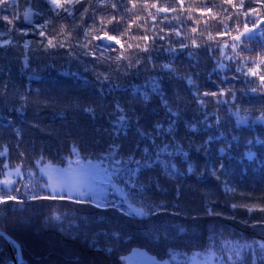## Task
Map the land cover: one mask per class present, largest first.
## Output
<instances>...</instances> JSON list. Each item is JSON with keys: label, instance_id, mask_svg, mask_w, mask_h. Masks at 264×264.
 I'll return each instance as SVG.
<instances>
[{"label": "trees", "instance_id": "trees-1", "mask_svg": "<svg viewBox=\"0 0 264 264\" xmlns=\"http://www.w3.org/2000/svg\"><path fill=\"white\" fill-rule=\"evenodd\" d=\"M249 1V0H248ZM15 8L9 5L12 15L19 16L20 20L15 23L17 26L23 24L28 29L30 25L24 20V14L28 8H33L26 0H14ZM82 3L85 0H81ZM254 2V1H253ZM87 3L95 6L88 8V14L83 17L73 19L67 13L62 16L67 19L52 20L47 23L43 29L46 35L54 37L53 42L57 41L75 45L76 33L73 31V24L82 28L84 21L88 19L89 14L95 13L97 21L100 17L104 18V24L99 22L92 25L93 29L103 28L107 30L109 35H114L124 45L113 44L115 51L110 54L115 57L118 52H123L135 61L139 52L136 45L144 47L147 45L152 48V37L163 35L164 41L161 43L166 46L176 45V42L183 41L185 44L191 45V41L195 40L200 48H192L193 53H197L193 58L180 56L179 63L175 65L180 69V75H193L191 71L185 73L183 69L189 67V63L196 65L195 72L198 74V82L202 83L206 90H215V83H219V78L213 68L217 62H223L225 65L234 66L236 61L225 59L226 56H233L231 50L232 36L236 35V24L239 23L240 31H243V25L248 23L252 27V20H256V16L264 15L256 12V15L249 14L248 17L243 16V10L239 6L238 0H221L219 6H216L215 0H87ZM112 3L117 4V8L107 7ZM235 4L237 7H233ZM48 7H52L49 5ZM79 7V5H76ZM160 8H168V11H159ZM256 9L255 7H253ZM29 10V9H28ZM246 11V10H245ZM8 14V13H0ZM54 15V13H53ZM116 16V20L112 23L107 21L112 16ZM11 18V17H10ZM38 17L36 20H39ZM119 21V24H117ZM6 24V22H3ZM55 25V28H53ZM259 28H264V23H258ZM116 28V31H113ZM195 29V31H193ZM163 30V31H161ZM35 31H40L37 27ZM63 31V35L57 33ZM68 32H72V37L67 36ZM179 32L180 35L175 33ZM97 34L95 31L91 35ZM91 35L88 37L91 39ZM148 36L149 40L141 39ZM211 37V39H209ZM5 39L11 40L10 50H14L12 55H6L3 49H0V68H15V72L11 73L16 79L12 82L20 87L21 84L30 88L33 93L39 91L53 99L51 107H42L40 109H28L21 117L12 107L9 106L8 111H4L0 107V151H3V145H9L8 152L4 156H0V179L6 176L8 170L20 167L24 176L16 181L22 183L28 179L27 172L35 171L37 165H34L35 159L42 155L44 157L40 164H49L52 166L65 167L69 161L77 156L71 155V146L73 144L83 145L87 151H81L79 158L87 162L84 157L92 159L96 154L101 153L103 146L109 141L110 137L107 130L111 128L109 123L111 117L108 115L98 116L95 119L89 114L80 111L75 107L77 101L84 100L89 96H96L98 88L94 86V77L92 73L84 71V63L89 68L92 67L88 63L93 58H84V63H79L68 56L53 57L48 59L46 63H40L34 59L39 52H34L33 44L25 48L27 41L45 40V37L36 36L33 31H29L27 36H20L15 30L7 36L0 35V42ZM259 39V38H258ZM93 43L99 44L100 41ZM227 44L229 47H224ZM129 45L132 47L130 48ZM210 46L208 51H204ZM255 49L253 52H245L243 56L257 57L264 55L262 45L253 43L250 45ZM43 47V46H41ZM59 52L66 53L69 49H57ZM49 51H53L49 49ZM181 51L187 52L188 49ZM16 57H20L17 59ZM25 58L31 64L32 71L27 69L21 73V65L25 63ZM165 61H161L163 63ZM39 67L37 68V64ZM121 63H124L122 61ZM248 67H253L251 61ZM246 70V69H245ZM219 71V70H218ZM9 72H0V79L7 82ZM225 71H219L222 77ZM241 75L234 72H227L229 78L232 75ZM258 74L264 75V64L258 69ZM35 75L38 78L29 80V76ZM242 79L254 80L259 84L258 77H243ZM88 84H85V81ZM135 84H145L144 76L134 77L131 81ZM168 94L173 91L180 93V96L189 104H192L191 97L187 91L185 82L174 79L170 83L166 82ZM228 87H243L239 81H231ZM256 94L249 93L244 97L245 103L243 107H252L247 101ZM110 100V97H107ZM205 101L212 99L204 97ZM221 99H227L222 97ZM103 103V101H101ZM152 106L160 111L158 100L152 102ZM195 108L196 105L193 104ZM256 107H260L259 104ZM209 108H213L220 119L226 121L225 126L219 129L224 132L232 147L229 150L230 160H226L230 173L227 177L234 185L238 193L243 192L251 196L264 197V144L248 145V140L255 141L256 138L264 140V123L251 121L248 125L240 127L235 126V117H231L226 112V106L216 107L209 104ZM259 115V113H256ZM200 115V113H197ZM192 117V112H187L186 119ZM23 119V127L25 136L23 147L19 151H25L26 155L21 159L18 150L14 146L17 143L16 137L9 134L10 124L15 123L20 126ZM155 119V118H153ZM208 122L214 124L213 113L208 115ZM143 123V122H142ZM151 128L149 127V131ZM178 131L183 134L184 129ZM214 130H210L211 134ZM219 132H215L219 135ZM237 137V140L231 141V137ZM139 138L135 135L134 127L129 130L127 138L121 136V141L125 150L129 148L133 140ZM94 141L96 143H94ZM144 143V142H141ZM224 146V141H216L212 145V152L215 154L218 147ZM251 149L256 153L254 161L243 160L244 152ZM191 157L202 161L203 157L195 151L190 153ZM179 160V158H177ZM93 162H95L93 160ZM7 165V167H3ZM34 165V167H33ZM160 183L163 187L169 189V197L164 198L155 190L149 192L148 195L154 199H170L171 184L166 179L161 178ZM184 185L183 197L180 203L184 206L186 212L181 216H172L170 213L173 209H169V214H162L158 217L165 225H173L175 231L178 227H183L184 232L169 236L166 239L151 241L146 236L144 223L136 218L122 215L119 211L108 210L106 212L95 209L86 205H77L69 201L47 200V201H28L24 205H17L15 202L9 201L7 206L0 205V230L11 236L20 246L23 256L22 264H125L123 257L129 254L133 249L140 248L147 251L152 256L160 260L169 259L178 255L189 256L195 252H206L209 248L215 249L221 255L227 254L228 243L237 240L243 242L247 240L251 242L253 239H264L260 233V229L247 226L240 221L244 219V211L233 210L229 205L232 202L239 203V200L230 199L232 193H228L226 198L224 187L214 179L208 178L206 181L197 182L195 177H186L181 181ZM115 199V197H113ZM211 200L217 211L223 212V216H206L203 212L202 205ZM117 202H119L117 200ZM249 203L252 201L249 200ZM259 201H257L258 203ZM127 207V206H125ZM191 211V215L187 211ZM70 212L77 217L75 223L80 226L78 231L76 227L69 228L72 216H69L63 222L52 220L54 213ZM236 214L237 218L230 217ZM253 215V213H249ZM103 218L104 222H99ZM97 222L89 223L84 226L83 220H93ZM101 231H119L122 240L115 243L106 241L104 236H99V243L95 246L92 244V238ZM105 248H112V251H105ZM17 255V249L11 247L3 237H0V264L14 263V256Z\"/></svg>", "mask_w": 264, "mask_h": 264}, {"label": "snow or ice", "instance_id": "snow-or-ice-1", "mask_svg": "<svg viewBox=\"0 0 264 264\" xmlns=\"http://www.w3.org/2000/svg\"><path fill=\"white\" fill-rule=\"evenodd\" d=\"M33 8H36L35 13L39 20H33L28 12L24 14V20L30 25L26 29L23 24L17 26L15 23L20 20L19 16L12 15L9 5L15 8L14 0H0V35L7 36L13 30L20 36H27L29 31H33L36 36L45 37V40L27 41L24 47H29L33 44L34 52H39L34 59L40 63H46L48 59L53 57L63 58L68 56L79 63H84V58L92 57L88 63L92 64L89 68L84 63V71L91 72L94 77V86L98 88L96 96L86 97L84 100L77 101L75 107L80 111L87 113L91 118L95 119L98 116L108 115L111 117L109 123L111 128L107 130L109 141L103 146L101 153L96 154L92 159L84 157L87 160L90 171L89 175L99 176L101 179L85 182L79 179L55 181L49 183L45 180L41 183V173L46 174V168L28 171L26 181L13 185L11 180L0 181V184L8 187H0V205L7 206L9 201L15 202L17 205H24L28 201H47L60 200L69 201L77 205H86L94 207L100 211L116 210L122 215L136 218L144 223L146 236L151 241H158L184 232L183 227H178L173 231V225H165L158 217L162 214H169V209H173L170 213L172 216L184 215L186 210L180 203L183 197L184 185L181 181L186 177H195L197 182L206 181L208 178L214 179L224 187V193L228 198V193H232L233 201L240 202L230 203L233 210H245L244 219L240 222L252 228L260 229V233L264 236V197L251 196L239 192L237 188L227 179L230 169L226 160H230L229 150L232 143L224 132H219V129L225 126L226 121L220 119L213 108H209V104L215 105L217 108L226 106V112L231 117H235V126L248 125L251 121L264 123V75L258 74V69L261 64H264V55L253 57L243 56L245 52L255 51L250 45L260 43L262 51H264V28L258 27L257 20H252V27L245 22L243 31H240L239 23L236 24L237 34L232 36L231 50L233 56H226L225 59L236 61L235 65H225L223 62H217L213 68L219 78V83H215V90H206L202 83L198 82V74L195 72L196 65L189 63L187 69H183L185 73L191 71L193 75H180L181 65L178 69L175 65L179 63L180 56L193 58L197 53H193L192 48H200V45L195 40L191 41V45L185 44L183 41L176 42V45L166 46L161 43L165 40L163 35L152 37L151 50L147 45L141 47L136 45L143 56L137 53V59L125 56L123 52L113 57L110 51H115L114 42L123 48L124 45L114 35H109L107 30L103 28L93 29L92 25L99 22L104 24V18L100 17L97 21L95 13L89 14L88 19L84 21V26L73 24V31L76 33L75 45L70 40L68 43L57 41L53 42L52 35H46L43 30L47 23L52 20L67 19L62 16V13H67L73 16V19L80 18L88 14L89 7H95L85 0H26ZM51 5L52 7H48ZM79 5V7H76ZM233 7L237 5L233 4ZM107 7L115 9L116 3L107 5ZM243 8L244 5L238 6ZM249 9L253 15H256L255 9L252 7L251 0ZM159 11H168V8H160ZM54 13V15H53ZM244 17L249 16V11L243 12ZM11 17V18H10ZM116 20V16H112L107 22L110 24ZM3 22H6L3 23ZM264 23V19H261ZM119 24V21H117ZM40 31H35L36 28ZM55 28V25H53ZM113 28V31H116ZM95 31L97 34L91 35ZM163 31V30H161ZM195 31V29H193ZM63 31L57 35H63ZM180 35L179 32L175 33ZM91 35V39L88 37ZM67 36L72 37V32H68ZM259 38V39H258ZM141 39L147 41L148 36H143ZM211 39V37H209ZM100 41L99 44L93 43ZM11 40L5 39L0 42V49H3L6 55H12L14 50H10ZM43 46V47H41ZM68 48L69 51L61 53L57 49ZM131 48L132 46L129 45ZM224 47H229L227 44ZM52 49L53 51H49ZM188 49L187 52L181 51ZM210 46L204 51H208ZM19 59L20 57H16ZM124 61V63H121ZM161 61H165L161 63ZM251 61L253 67H248V62ZM39 63L37 64V68ZM27 69L32 71L31 64L25 58V63L21 65V73ZM246 69V70H245ZM225 71V74L220 77L219 71ZM9 72L7 82L0 79V107L4 111H8L9 106L12 110L23 117V114L28 109H40L42 107H51L53 99L39 91L33 93L30 88L23 84L17 87L12 81L16 79L11 73L15 72V68L3 69L0 72ZM242 74L243 77H258L259 84L254 80L242 79L241 75H232L231 78L227 72ZM144 76L145 84L132 83L134 77ZM38 78L35 75L29 76L32 80ZM178 79L186 83L187 91L191 97L192 104L186 102L177 91L168 94L167 84L172 80ZM231 81H239L243 87L227 85ZM88 84V81H85ZM249 93L256 94L249 98L248 104L252 107H243L244 97ZM110 97V100L107 99ZM204 97L212 99L205 101ZM227 97V99H221ZM158 100L160 111H157L152 106V102ZM103 101V103H101ZM193 104L196 107H193ZM259 104L260 107H256ZM192 112V117L186 119L187 112ZM213 113L215 123L208 122L209 113ZM200 113V115H197ZM256 113H259L257 115ZM155 118V119H153ZM143 122V123H142ZM10 124L9 134L17 139L14 145L18 150V155L23 159L26 155L25 151H19L23 147L25 130L23 127V119L20 126L15 123ZM134 127L135 135L138 140H133L127 150L124 149L121 141V136L127 138L129 130ZM149 127L151 130L149 131ZM183 128L181 134L178 129ZM210 130H214L209 134ZM215 132H219L216 135ZM3 137L0 136V140ZM237 140V137L232 136L231 141ZM216 141H224V146L218 147L217 152H212V145ZM144 142V143H141ZM264 144V140L256 138L255 141L248 140L247 144L252 145ZM94 143H96L94 141ZM9 145H3V151H0V156H4L8 152ZM87 151L83 145L73 144L71 146V155L78 157L77 164H80V152ZM195 151L203 157L202 161H198L191 157L190 153ZM179 158V160L177 159ZM44 157L38 156L34 165L40 164ZM256 159V153L251 149L244 152L241 162L247 160L249 162ZM93 160L95 163H93ZM69 163H71L69 161ZM33 165V167H34ZM264 166V164H262ZM7 167V165H3ZM61 171H64L61 169ZM68 171H72L70 168ZM18 176L23 175L20 172V167L16 168ZM75 174V173H74ZM81 174H83L81 172ZM37 179L34 181L33 176ZM161 178L166 179L171 184L170 199H154L148 193L155 190L161 197H169V189L161 185ZM49 180H52L49 177ZM115 197V199L113 198ZM117 200L119 202H117ZM252 202L249 203L248 201ZM257 201H259L257 203ZM127 206V207H125ZM204 215L206 216H223L224 213L217 211L211 200L202 205ZM253 213V215H249ZM187 214L190 216L191 211ZM69 216H72V221L69 228L76 227L80 230V226L75 223L77 217L70 212L54 213L52 220L63 222ZM231 219H236V214H233ZM97 222L95 219L83 220L84 226L89 223ZM99 222L103 223V218ZM99 236H104L106 241L115 243L122 240V235L119 231H101L92 238V244L95 246L99 243ZM0 237H4V233H0ZM6 238V237H5ZM16 246V245H14ZM105 251H112V248H105ZM211 251V248H209ZM221 251V260H225L223 250ZM228 253L225 264H264V239H253L251 242L237 240L227 248ZM151 264H167L166 261H158L154 257H148Z\"/></svg>", "mask_w": 264, "mask_h": 264}, {"label": "rangeland", "instance_id": "rangeland-1", "mask_svg": "<svg viewBox=\"0 0 264 264\" xmlns=\"http://www.w3.org/2000/svg\"><path fill=\"white\" fill-rule=\"evenodd\" d=\"M238 1L240 2L239 5L241 4V2L244 5V7L242 8L243 11L245 10L249 11V14L254 16L251 10L249 9L250 0L249 1L248 0H238ZM215 4L216 6H219L220 4H222L221 0H215ZM251 4H252V7L256 8L255 9L256 12H258L261 15H264V0H251ZM28 9L26 12L29 13V15L31 16L33 20H36L38 18V16L35 15L37 9L36 10L30 9V8ZM260 18H261L260 15L255 17L258 23L261 21ZM77 159L78 157L74 158L73 160H71V163H69L65 167L52 166L49 164H41V165L38 164L37 169L46 168V174L41 173V176H42L41 183H43L45 180H48L49 183H51L53 180L65 181V180L79 179L85 182H91L93 180L101 179V177L99 176L89 175L88 172L90 171V169H89L88 163L82 161L79 158L81 162L80 164H77L76 163ZM69 168L72 171H68ZM61 169H63L64 171H61ZM20 172L23 175L18 176L16 174V168L12 170H8L6 173V176L1 178L0 181H4L6 179L11 180L13 182V185H15L16 181L19 178L24 176V173L22 172L21 169H20ZM81 172L83 174H81ZM49 177H51L52 180H49ZM32 179L35 181L37 177L34 175ZM0 187H8V186L0 184ZM227 245L230 246L231 243H228ZM229 254L230 253H228L227 251V254L226 255L224 254L225 260H221L220 259L221 255L219 254V252L215 251V249H211V251H206V252H195L189 256H185V255L175 256L174 255L173 257L162 260V261H166L167 264H225L227 256ZM148 257H154V256L149 254L144 249L135 248L129 254L125 255L123 257V260L125 264H151V261L148 259ZM156 260L160 261V259H157V258ZM7 264H14V263L9 262Z\"/></svg>", "mask_w": 264, "mask_h": 264}, {"label": "water", "instance_id": "water-1", "mask_svg": "<svg viewBox=\"0 0 264 264\" xmlns=\"http://www.w3.org/2000/svg\"><path fill=\"white\" fill-rule=\"evenodd\" d=\"M107 43H110V42L108 41ZM0 233H4V237L3 238L6 240V242L11 247L13 246V247H15L17 249L18 257L14 256V263L15 264H22L23 256H22V251H21V248H20L19 244L11 236H9L6 232L0 230ZM14 245H16V246H14Z\"/></svg>", "mask_w": 264, "mask_h": 264}]
</instances>
